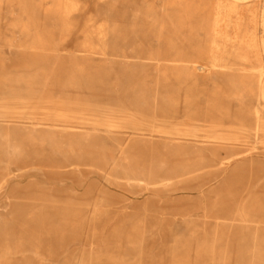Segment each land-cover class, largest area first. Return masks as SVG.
<instances>
[{"label": "rangeland", "instance_id": "rangeland-1", "mask_svg": "<svg viewBox=\"0 0 264 264\" xmlns=\"http://www.w3.org/2000/svg\"><path fill=\"white\" fill-rule=\"evenodd\" d=\"M209 1L0 0V264H264V109Z\"/></svg>", "mask_w": 264, "mask_h": 264}, {"label": "bare ground", "instance_id": "bare-ground-1", "mask_svg": "<svg viewBox=\"0 0 264 264\" xmlns=\"http://www.w3.org/2000/svg\"><path fill=\"white\" fill-rule=\"evenodd\" d=\"M162 7L166 8L169 12L173 13V17L178 22L192 21L195 14H202L206 12L209 7V0H159ZM226 3L223 6V11L226 16V20L233 22L237 32L235 34L236 45L233 51L234 56L240 60L239 68L240 75L238 77L239 85L242 89H251L253 83L250 81V75L245 74L246 72L256 73L257 78V89L258 94L254 99L255 115L259 119L257 108L264 109V0L259 3L258 0H225ZM242 2V3H241ZM244 2V3H243ZM260 36H259V35ZM177 53V50H175ZM177 55V54H176ZM140 58V57H139ZM188 59H176L173 63H186ZM245 63H250L251 68L248 69L244 66ZM124 66L127 67L125 63ZM181 66V65H180ZM177 69L178 66H174ZM185 69L192 72L204 71L203 66H196L193 63L191 66L185 65ZM197 79V76H193ZM255 85V83H254ZM67 167V173H72L74 169L71 165L61 166ZM9 172V171H8ZM15 170L13 172L6 173L8 178L0 179V185L8 184L11 181H16L22 175H16ZM56 183L54 180H50ZM84 186V181L78 180L73 191H78Z\"/></svg>", "mask_w": 264, "mask_h": 264}]
</instances>
